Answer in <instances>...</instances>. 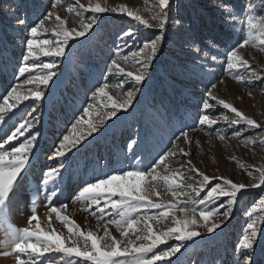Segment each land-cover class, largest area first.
<instances>
[{
    "label": "snow or ice",
    "instance_id": "snow-or-ice-1",
    "mask_svg": "<svg viewBox=\"0 0 264 264\" xmlns=\"http://www.w3.org/2000/svg\"><path fill=\"white\" fill-rule=\"evenodd\" d=\"M50 7L53 11L47 12L35 26L28 28L27 36L23 40L19 66L16 69L18 74L16 78H24L23 82L13 85L5 94L0 95V128L8 126L25 101H31L25 106L26 111L21 114V119L14 126V130L0 137V232L4 236L3 240H0V245L6 249L0 255L5 257L14 255L16 264H178L179 258L173 260L172 257L176 256L185 244L189 241L199 243L194 238L203 234L219 235L217 229L223 232L228 227L234 207L248 194L247 189L261 188L264 185V168L256 169L258 177L253 175L251 169L248 170V175L254 180L258 179V183H236L221 177L218 182L212 184L211 181L216 178L196 169L191 160L181 163L180 157L186 158L188 152L179 144L172 142V139L175 141L183 139L185 144H190L189 131L185 130L188 128L187 125L179 128L178 134L173 133V138H170L171 147L166 146L157 153L150 165H145L144 160L137 159L139 153L136 149L144 141V136H140L139 141L130 138L126 142L124 160L128 163L127 168L111 166V162L108 161L95 162L92 177L78 186L75 198L87 206L86 210L91 215L97 217L98 228L99 222L104 221L103 235L96 231L81 230L74 220L60 215L59 208L51 206L50 203L62 195L66 178L74 175L72 165L68 163L70 159L68 153L72 152L74 156L76 152L86 149L98 139L96 133L103 136L119 119H122V115L119 114L127 113L136 101L137 93L148 79L153 60L164 40L171 11L170 0H152V7L144 9L149 12V19H145L138 10L133 11L125 6L119 9L139 26L159 29V35L153 36L136 48H133L136 40L134 29L124 30L117 36L113 57L102 74V83L94 87L90 102L81 108L82 114L71 123V131L62 136L48 157L49 160L55 161V165L43 171L40 176V187L31 202L28 226H17L12 220L11 196L23 183L27 175L26 169L30 168L37 151V140L42 135L41 129L37 127L41 122L37 113L45 102V91L50 82L54 78H59L60 62L65 58L66 49L70 44L74 48L83 43L81 38L85 37L100 19L97 13L118 11L115 7H109L106 2L103 6L96 3L95 6L85 8L79 4V0H76L75 4H66L64 0H51ZM58 7L67 8L70 13L75 12L77 17H83L86 11H90L92 16L87 23L83 19L79 21L80 30L70 29L66 26V19L55 11ZM221 11L224 12L226 22L242 26L244 35L234 46L225 44L227 48L225 59L220 63L225 65V72L228 75L250 85L254 80H260L261 74L240 55V49L251 44L264 51V15L258 14V11H264V0H245V11L239 15L231 5L222 6ZM16 18L19 25L25 24L24 18ZM46 20L52 21L51 29L45 27ZM46 33H50V38L45 35ZM217 46L215 41H208L209 48ZM193 47V55L200 59V46L194 44ZM126 49L129 50L127 54ZM2 56L3 53L0 52V57ZM42 57L47 60L41 59ZM217 59L216 55L211 56L212 61ZM7 63L5 57V67ZM123 65L130 66L132 70H127ZM241 69L248 74L241 73ZM112 80L115 81L114 84L111 83ZM125 85L129 87L125 89ZM215 86L212 84L211 88ZM110 87L115 90V95L109 91ZM217 105L233 113V118L229 120L227 115L213 118L209 110L214 112ZM220 119L228 122V128L241 124L246 126L244 129L233 131L234 137L242 136L247 129H259L258 136L264 137V124L245 115L224 99H218L209 89L202 100L192 130L195 125L206 127L214 130L223 141L225 129H213ZM109 121L111 123H108ZM13 141L17 143H12ZM259 142L264 146V138ZM244 143L255 144L256 140L248 137ZM128 154H131V160L128 159ZM170 162L181 166L173 168ZM158 168H163L167 174L162 175L157 171ZM197 175L200 177L198 180ZM183 177L195 180L196 183L178 182L179 178ZM161 183L173 197L183 199H178L175 203L154 200L153 196H160L157 188ZM40 191L45 193V200L49 202L45 207L67 226L69 236H62L54 228L45 230L40 226L39 216L36 214ZM201 192H204L203 196ZM61 207L66 205L62 204ZM152 210L156 211L153 213ZM176 212L182 215H176ZM246 217L241 237L234 246L233 264H264V188L261 189L258 201L246 211ZM166 220L169 221L166 229L157 231L154 228L153 221L163 224ZM33 221L37 223L33 225ZM50 221L51 217L49 223ZM108 225L115 226L119 238L112 234ZM170 239L177 243L160 248V245L166 244ZM50 253L58 256L49 255ZM215 264L229 262L217 259Z\"/></svg>",
    "mask_w": 264,
    "mask_h": 264
},
{
    "label": "rangeland",
    "instance_id": "rangeland-1",
    "mask_svg": "<svg viewBox=\"0 0 264 264\" xmlns=\"http://www.w3.org/2000/svg\"><path fill=\"white\" fill-rule=\"evenodd\" d=\"M64 2L75 4L76 0H64ZM105 2L118 11L96 14L100 19L93 29L81 38L82 44L74 48L69 45L65 58L60 62L59 78H54L45 91V102L37 113L41 118L37 127L42 133L37 140V151L30 168L26 169L27 175L23 183L11 196V216L17 226H28L31 202L40 187V176L43 171L55 165V161L49 160L48 157L62 136L71 131V123L82 114L81 108L90 102L94 87L102 83V74L110 58L113 57L117 36L124 30L134 29L136 40L133 48H136L153 36L159 35V29L139 26L126 13L119 11L125 6L133 11L138 10L145 19H149V12L144 9L152 7V0H79V4L84 5L85 8L95 6L96 3L103 6ZM50 4L51 0H0V52L3 53L0 57V95L5 94L13 85L23 82L24 78H16L23 40L27 36L28 28L35 26L47 12L53 11ZM225 5H231L237 15L245 11V0H170L171 11L164 40L153 60L148 79L137 93L136 101L127 113L119 114L122 115V119H119L103 136L96 133L98 139L86 149L76 152L74 156L72 152L68 153L70 157L68 163L72 165L74 175L66 178L62 195L54 198L50 203L51 206L59 208L60 215L74 220L81 230L96 231L99 235H103L104 221L99 222L98 228L97 217L91 215L86 210L87 206L75 198L78 186L92 177V169L96 161L100 163L108 161L111 162V166L127 168L128 163L124 160V154L125 144L130 138L139 141L140 136L145 137L136 149L139 153L137 159H142L145 165H150L157 153L166 146L171 147L170 138H173V133L178 134V129L187 125L188 128L185 130L189 131L190 144H185L183 139L180 141L172 139V142L179 144L188 152L186 158L180 157L181 163L191 160L196 169L216 178L211 181L212 184L218 182L221 177L236 183L259 182L258 179L254 180L248 175V170L251 169L253 175L258 177L259 173L256 169L264 168V146L259 142L264 137L258 136L259 129H247L242 136L234 137L233 131L244 129L246 126L241 124L228 128V122L220 119L213 129H225L223 141L214 130L206 127L195 125L192 130L202 100L209 89L218 99H224L245 115L264 124V51L251 44L240 49V55L261 74V79L254 80L250 85L228 75L225 72V65L220 63L225 59L227 51L225 44L234 46L244 35L242 26L226 22L224 12L221 11V7ZM55 11L66 19L68 28L75 30H80L81 19L87 23L92 16L90 11H86L83 17H77L75 12H68L67 8L58 7ZM11 13L15 15H9ZM258 14L264 15V11H258ZM16 17L24 18L25 24L19 25ZM45 27L51 29L52 21L46 20ZM45 35L50 38V33ZM209 40L215 41L218 46L209 48ZM194 44L200 46V59H196L193 55ZM128 51L126 49L125 54ZM213 55L218 57L217 61L211 60ZM5 57L8 61L7 67L4 66ZM41 59L47 60L43 57ZM123 66L127 70H132L128 65ZM240 71L245 75L248 74L244 69ZM111 83L114 84L115 81L112 80ZM212 84L216 85L215 88H211ZM128 87L129 85H125V89ZM109 91L115 95L112 87ZM30 103L31 101H25L17 111V116L9 121L8 126L0 128V137L14 130V126L21 119V114L26 111L25 106ZM209 112L213 118L227 115L231 120L234 116L220 105L216 106L214 112L212 110ZM25 118L30 119L26 116ZM248 137L256 140V143L245 144L244 140ZM128 159H132L131 154H128ZM118 161L120 163H117ZM170 166L180 168L181 165L170 162ZM157 171L162 175L167 174L164 173L163 168H158ZM198 179L200 177L197 175L196 180ZM178 182L196 183L195 180H188L187 177L179 178ZM262 188L264 185L261 188L247 189L248 194L234 207L232 219L223 232L217 229L219 235L203 234L194 238L199 243L189 241L172 259L179 258L178 264H215L217 259L227 260L229 264H233L234 246L246 224V211L258 201ZM157 191L160 192V196L152 197L157 202L175 203L178 199H183L173 197L163 183L158 185ZM203 195L204 192H201V196ZM225 199L221 198V200ZM48 203L45 200V193L40 191L36 213L39 216L40 226L45 230L54 228L62 236H69L67 226L55 213H51L50 209L45 207ZM62 204L66 207H61ZM155 211L152 210L153 213ZM175 214L182 215L180 212ZM49 217H51L50 223ZM36 223V221L32 222L33 225ZM153 226L157 231L166 229L169 221L166 220L163 224L153 221ZM108 227L112 234L119 238L115 226L108 225ZM3 238V233L0 232V240ZM175 243L177 241L170 239L166 244L160 245V248H167ZM2 248L3 246L0 245V253L6 250ZM49 255L58 256L55 253ZM1 257L0 264L2 260L6 261L5 264H16L14 255L6 257L1 255Z\"/></svg>",
    "mask_w": 264,
    "mask_h": 264
},
{
    "label": "bare ground",
    "instance_id": "bare-ground-1",
    "mask_svg": "<svg viewBox=\"0 0 264 264\" xmlns=\"http://www.w3.org/2000/svg\"><path fill=\"white\" fill-rule=\"evenodd\" d=\"M2 249H4V248H2ZM0 258H2L1 255H0ZM1 260H2V259H1ZM5 262H6V261H5ZM5 262H4V260H2L1 264H5Z\"/></svg>",
    "mask_w": 264,
    "mask_h": 264
}]
</instances>
